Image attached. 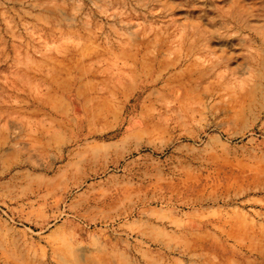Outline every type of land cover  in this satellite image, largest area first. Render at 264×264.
Masks as SVG:
<instances>
[{"label":"rangeland","instance_id":"obj_1","mask_svg":"<svg viewBox=\"0 0 264 264\" xmlns=\"http://www.w3.org/2000/svg\"><path fill=\"white\" fill-rule=\"evenodd\" d=\"M0 264H264V0H0Z\"/></svg>","mask_w":264,"mask_h":264}]
</instances>
